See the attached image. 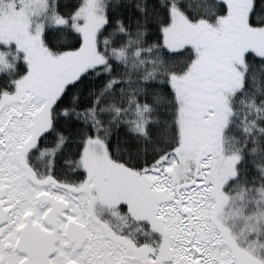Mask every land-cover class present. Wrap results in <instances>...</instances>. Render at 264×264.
Masks as SVG:
<instances>
[{"label": "snow or ice", "instance_id": "6c2138e0", "mask_svg": "<svg viewBox=\"0 0 264 264\" xmlns=\"http://www.w3.org/2000/svg\"><path fill=\"white\" fill-rule=\"evenodd\" d=\"M0 264H264V0H0Z\"/></svg>", "mask_w": 264, "mask_h": 264}]
</instances>
